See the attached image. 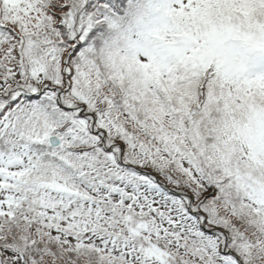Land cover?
I'll return each instance as SVG.
<instances>
[{
  "label": "snow or ice",
  "instance_id": "1",
  "mask_svg": "<svg viewBox=\"0 0 264 264\" xmlns=\"http://www.w3.org/2000/svg\"><path fill=\"white\" fill-rule=\"evenodd\" d=\"M0 264H264V0H0Z\"/></svg>",
  "mask_w": 264,
  "mask_h": 264
}]
</instances>
